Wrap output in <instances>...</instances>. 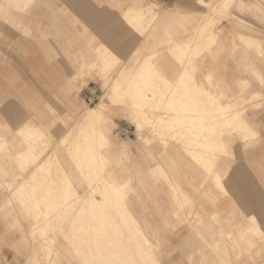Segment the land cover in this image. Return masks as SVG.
Wrapping results in <instances>:
<instances>
[{
  "label": "rangeland",
  "instance_id": "1",
  "mask_svg": "<svg viewBox=\"0 0 264 264\" xmlns=\"http://www.w3.org/2000/svg\"><path fill=\"white\" fill-rule=\"evenodd\" d=\"M155 1L152 15L147 0H0V264H83L80 257L93 259L118 239L146 248L137 264L182 263L186 243L216 239L236 260L264 264V0ZM31 63L39 69L27 70ZM12 65L16 79L5 70ZM82 66V78H74ZM194 82L229 121L223 145L207 147L205 157L192 109L178 120L186 122L179 134L169 126L180 92ZM91 84L113 119L97 120L111 143L93 135L89 148L71 105L73 98L79 108L95 106L79 99ZM158 93L170 95L158 102L165 107L152 101ZM139 105L137 131L130 116ZM122 127L130 135L118 134ZM22 177L28 191H10ZM98 177L112 181L114 189L101 186L113 193L99 190ZM194 252L190 264L200 258Z\"/></svg>",
  "mask_w": 264,
  "mask_h": 264
},
{
  "label": "bare ground",
  "instance_id": "2",
  "mask_svg": "<svg viewBox=\"0 0 264 264\" xmlns=\"http://www.w3.org/2000/svg\"><path fill=\"white\" fill-rule=\"evenodd\" d=\"M18 1V0H17ZM148 4H149V6L151 7V9L149 10V12H151L152 11V13H150V14H154V8H155V1L154 0H149V2H148ZM21 5V4H20ZM149 6H147V7H149ZM168 8V7H167ZM147 9V8H146ZM172 9V8H171ZM197 24V23H196ZM197 32V31H196ZM242 35V34H241ZM243 36V35H242ZM244 37V36H243ZM239 39V38H238ZM212 42V41H211ZM244 43V42H243ZM246 43V42H245ZM249 45H251V44H249ZM248 45V46H249ZM221 46V45H220ZM229 46V45H228ZM246 46V45H245ZM247 47V46H246ZM245 47V48H246ZM101 53L98 51V53H97V58H101V55H100ZM118 59V58H117ZM117 62V61H116ZM123 63V62H122ZM115 64V63H114ZM117 64V63H116ZM122 65V64H121ZM82 68V67H81ZM85 70L84 69H81V71H80V73H79V76H76V77H74V78H82V75H83V72H84ZM131 80V79H130ZM79 81V80H78ZM80 82V81H79ZM132 85H133V82H132ZM111 87H109V89H110ZM194 90H193V95H196L197 93H198V90H200V89H198V86L197 85H195L194 87ZM112 89V88H111ZM181 89V88H180ZM157 91H159V90H157ZM166 91V90H165ZM164 91V92H165ZM178 91H180V90H178ZM160 92V91H159ZM111 93V92H110ZM161 93V92H160ZM165 93H167V91L165 92ZM189 93V92H188ZM188 93H183V91L182 92H180V96H183L182 97V99L181 98H179V99H181L178 103H176V107L174 108V110H178L181 114H178V116H174V119H173V122H170V125L169 126H173L174 128H177V129H181L182 127V125H183V123L184 122H180V121H178L179 119H182L183 117V115L188 111V110H190V109H192V111H193V125H194V129L196 130L195 132H198V133H201V135H203V136H198L197 135V138L199 137H208L209 136V138H210V141H211V144H212V146L214 147V145H218L219 143H221L220 142V140L218 139V131H219V129L220 128H224L225 127V125L229 122L227 119H224V118H221V119H219V118H214L215 117V115L213 114V113H211V114H208V118H210L209 119V123H208V125H207V123L205 122V119L204 118H200V117H198V114H199V112L201 111V107H202V104L200 103V102H198V100H197V98L196 97H194L193 98V100L194 101H192V103L193 104H191L190 103V100H191V97H189L188 95ZM212 93V92H211ZM112 94V93H111ZM110 94V95H111ZM159 94V93H158ZM179 94V93H178ZM113 95V94H112ZM152 95H153V93H152ZM241 95V94H240ZM159 96L160 97H154L153 99H152V101L154 100V102L155 101H157V103H155V105L159 108V107H165L164 106V102L163 103H158V102H160V101H162V99L164 98H166V96L165 95H163V93L162 94H159ZM177 97V96H176ZM108 99V98H107ZM178 99V100H179ZM132 102V101H131ZM166 102V101H165ZM139 103V102H138ZM138 103H136L135 105H138ZM140 104V103H139ZM166 104V103H165ZM167 104H168V102H167ZM95 105V106H94ZM93 106L94 107H85L84 109H82L81 111H80V113L78 114V121L79 122H81V123H78V127L80 128L81 126H83V127H85V126H87V125H90L91 123H94L95 124V126H93L92 127V129H91V134H89V135H87L86 133H82V135H81V137H83L84 136V139H85V143H87L88 145H90L91 143V138H93V135L94 136H96V137H99V138H105V140H108L110 143H111V141H112V138H110V137H106V135L104 136V134L102 135L101 133H99V129H98V123H97V120H100V119H102V118H104V117H108V115H107V108H108V105H107V103H106V101H105V98H102V99H100L99 98V101L98 102H96L95 104H94ZM134 105V106H135ZM142 105H143V103H142ZM146 105V107H147V104H145ZM149 106V105H148ZM142 106H140L139 105V107L137 106V107H131V110H133V112H134V116H135V118H136V120L138 121V122H140V117H139V114L142 112H144L145 110V108L143 109V107L141 108ZM150 108H152L151 106H150ZM211 108H213V109H215V111H216V109H218V110H220L221 108H220V104H216V108H214V107H212L211 106ZM144 111H143V110ZM161 109V108H160ZM166 109V108H165ZM168 109V108H167ZM147 110H148V107H147ZM206 110V109H205ZM207 111V110H206ZM151 112V111H150ZM214 112V111H213ZM147 113V112H146ZM144 114V113H143ZM149 114V113H148ZM201 116H203V115H201ZM207 116V115H206ZM234 120H235V117H234ZM177 121L179 122V124L177 123ZM235 121H237V120H235ZM235 121H234V123H235ZM77 122V121H76ZM75 122V123H76ZM233 122V121H232ZM74 123V124H75ZM186 123V122H185ZM185 123H184V125H185ZM192 123V122H191ZM173 124V125H172ZM187 124H189V123H187ZM237 124V123H236ZM239 124V123H238ZM71 125V124H70ZM191 125V124H190ZM168 126V127H169ZM175 126H177V127H175ZM186 126V125H185ZM75 127H77V125L75 126ZM77 127V128H78ZM205 127H208V133L207 134H205L204 133V131H205ZM73 127H71V129H72ZM76 129V128H75ZM77 130V129H76ZM81 131L83 130V129H80ZM80 130L79 131H77V132H80ZM173 130V129H172ZM190 130H192V129H190ZM175 131V130H174ZM65 132V131H64ZM71 132H73V131H71ZM176 133H179V131H177ZM197 133V134H198ZM70 134V133H69ZM76 134V133H75ZM74 134V135H75ZM73 135V134H72ZM80 135V134H79ZM66 136H67V134H66ZM77 136V135H76ZM196 136V135H195ZM65 137V136H64ZM25 139V138H24ZM66 139V138H65ZM198 140H200V139H198ZM69 141V140H68ZM200 141H202V140H200ZM199 141V142H200ZM205 141V140H204ZM30 142V141H29ZM80 142V141H79ZM209 142V141H208ZM1 143V142H0ZM71 143H73V144H76V143H78V140L77 139H73V140H71ZM200 143H202V142H200ZM46 144V143H45ZM112 144H114V143H112ZM199 144V143H198ZM205 145L207 144V142L206 143H204ZM97 145V144H96ZM199 145H201V144H199ZM208 145H210V144H208ZM79 146V145H78ZM81 146V145H80ZM116 147H120L119 145H115ZM90 147H91V145H90ZM89 147V148H90ZM174 147V146H173ZM202 147V146H201ZM210 147V146H209ZM50 148V147H49ZM31 149V148H30ZM203 149V148H202ZM62 150H63V148H62ZM121 150L122 151H125V152H128L129 151V148H128V146L127 145H124L123 147H121ZM35 151V150H34ZM47 151V150H46ZM45 151V152H46ZM30 152V151H29ZM55 152V151H54ZM171 152V151H170ZM201 152V151H200ZM48 153V152H47ZM202 153V152H201ZM35 154V153H34ZM46 154V153H45ZM74 154V153H73ZM170 154H172V153H170ZM25 155V154H24ZM29 155V154H28ZM43 155H44V153H43ZM202 155H204V154H202ZM32 156V155H31ZM70 156H71V154H70ZM172 156V155H171ZM178 156H179V154H178ZM211 156V158L213 159V160H215V158H217L218 159V157H217V155L215 154V153H213L212 152V154L210 155ZM25 157H27L28 159H30V157L29 156H26L25 155ZM34 157V156H33ZM32 157V158H33ZM41 157V156H40ZM55 157V156H54ZM173 157V156H172ZM205 157V156H204ZM31 158V159H32ZM46 158V157H45ZM21 159H23V157L21 158ZM34 159V158H33ZM55 159H56V157H55ZM91 159V158H90ZM160 160V159H159ZM31 161V160H30ZM43 163V162H42ZM99 163H100V160H99ZM20 164H21V162H20ZM39 164H41L40 162H39ZM38 164V165H39ZM22 165V164H21ZM24 165V164H23ZM36 165V164H35ZM42 165V164H41ZM25 166V165H24ZM37 166V165H36ZM163 166H165V165H163ZM41 167H43V166H41ZM101 167H102V165H101ZM39 168H40V166H39ZM74 169V168H73ZM102 169V168H101ZM188 169V168H187ZM203 169V168H202ZM201 169V170H202ZM181 171H182V168L180 169ZM201 170H200V173H201ZM205 170V169H204ZM84 171V170H83ZM86 172H88L89 170L88 169H86L85 170ZM91 171V170H90ZM89 171V172H90ZM199 171V170H198ZM65 172V171H64ZM89 172L88 173H86L87 174V176H88V174H89ZM208 172V171H207ZM91 173H92V171L90 172V176H91ZM98 173H99V171H98ZM25 174H27V173H25ZM63 174H66V172L65 173H63ZM85 174V173H84ZM100 174V173H99ZM213 174H215L214 172H213ZM67 175V174H66ZM101 176V175H100ZM99 176V177H100ZM215 176V175H214ZM83 177V176H82ZM98 177V178H99ZM217 177V176H216ZM25 178L26 177H22V180H21V182H19L20 184H19V186H15V187H13V188H8L9 190H17L18 192H26V190L28 191V188L26 187V188H23L22 186H21V184H23L22 182H24V180H25ZM86 178V177H85ZM88 178H89V181H91L90 180V177L88 176ZM92 178V177H91ZM102 178L104 179V177L102 176ZM215 178V177H214ZM68 179V178H67ZM87 179V178H86ZM86 179H84V183L86 184V181L88 180H86ZM94 178H92V180H93ZM218 178H216V180H217ZM27 180V179H26ZM86 180V181H85ZM215 180V181H216ZM88 181V183H90L91 184V182L93 183V181H91V182H89ZM99 182V184L97 183V181H96V186L97 185H99V186H101V182L102 181H104V180H100V178H99V180H98ZM107 180H105L103 183L104 184H106V185H108L110 182H112V181H110L108 184H107V182H106ZM11 183H13V182H11ZM89 184V185H90ZM103 184V185H104ZM111 184V183H110ZM108 185V187H111L112 186V184L111 185ZM11 185V184H10ZM9 185V186H10ZM17 185V184H16ZM56 185V184H55ZM91 185H93V184H91ZM105 185V186H106ZM23 186L25 187V185L23 184ZM11 187V186H10ZM62 187V186H61ZM69 187H71V184H70V186ZM90 187V189L91 188H93L92 186H89ZM98 187V186H97ZM101 188H102V186H101ZM100 187H99V190L100 191H102L103 189L105 190V193L108 191V188L107 187H104V188H102L101 189ZM111 188H113V187H111ZM31 189H36V188H31ZM89 189V190H90ZM114 189V188H113ZM119 189V188H118ZM118 189H117V191H118ZM37 190V189H36ZM56 190V189H55ZM92 190V189H91ZM96 190V189H95ZM97 190H98V188H97ZM96 190V191H97ZM112 190V189H111ZM120 190V189H119ZM99 191V192H100ZM110 191V190H109ZM108 191V192H109ZM95 192V191H94ZM107 192V193H108ZM112 192V191H111ZM111 192L110 193H108V194H106V195H109V194H111ZM17 193V192H16ZM76 193H77V191H76ZM102 193V192H101ZM105 193H104V195H105ZM113 193V192H112ZM201 193V192H200ZM17 195V194H16ZM48 195V194H47ZM102 195V194H101ZM197 195H199V193L197 194ZM26 196V195H25ZM103 196V195H102ZM101 196V197H102ZM195 196H196V194H195ZM33 197V196H32ZM105 197V199H106V197L107 196H104ZM104 197H102V198H104ZM109 197V196H108ZM190 198V197H189ZM199 198V197H198ZM202 198V197H201ZM105 199H103L104 201H106ZM110 199V202L112 201V197L110 198H108V200ZM208 199V198H207ZM102 200V199H101ZM116 200V199H115ZM203 200H206V199H204L203 198ZM202 200V201H203ZM75 201V200H74ZM76 202V201H75ZM80 202V201H79ZM107 202V201H106ZM109 202V203H110ZM102 203H104V202H102ZM115 204L116 202H112L111 204ZM200 203H201V201H200ZM100 204V203H99ZM106 204H108V202L106 203ZM106 204H104V205H106ZM202 204V203H201ZM208 205H209V202H208ZM211 205V204H210ZM102 206H103V204H102ZM107 206V205H106ZM111 206H113V205H111ZM201 206V205H200ZM203 206H205L204 204H203ZM98 207V206H97ZM101 206H99V208H100ZM105 207V206H104ZM103 207V208H104ZM115 208L116 207H118L117 206V204H116V206H114ZM113 207V208H114ZM106 208V210L105 211H107V209L108 208H110L109 206L108 207H105ZM112 208V207H111ZM111 208H110V210H111ZM204 208V207H203ZM206 209V208H205ZM211 209V208H210ZM109 210V209H108ZM110 210L109 211H107V213L108 212H110ZM97 211H99V212H104V211H100V210H97ZM114 211H116V210H114ZM111 213V212H110ZM110 213H108L109 215H110ZM185 214V213H184ZM102 215V214H101ZM112 217V216H111ZM106 218V217H105ZM110 218V217H109ZM114 218V217H113ZM68 220V219H67ZM96 220H97V222H98V219L96 218ZM105 220V219H104ZM115 220V219H114ZM113 220V221H114ZM240 220V219H239ZM85 221V220H84ZM83 221V222H84ZM87 221V220H86ZM103 221V220H102ZM109 221V220H108ZM112 221V220H111ZM38 222V221H37ZM88 222V221H87ZM104 222V221H103ZM116 222V221H115ZM86 223V222H85ZM118 223V222H117ZM232 223V222H231ZM240 223H241V220H240ZM106 224H108V222L106 223ZM234 224V223H233ZM236 224V223H235ZM98 225H99V227H97V228H100V225H101V222H100V224L98 223ZM39 226H41L40 224H35L34 223V228H38ZM233 226V225H232ZM81 227H83V226H81ZM101 227H103L104 229H105V226H103V224H102V226ZM120 227V226H119ZM239 227V226H238ZM242 227V226H241ZM232 228V227H231ZM234 228V227H233ZM242 228H244V227H242ZM245 228H247V226L245 227ZM84 229V228H83ZM86 229V228H85ZM119 229V228H118ZM220 229V228H219ZM240 229V228H239ZM239 229H236V230H239ZM37 230H39V229H37ZM82 230V229H81ZM111 230V228H109V231ZM133 230V229H132ZM234 230V229H233ZM249 230V229H248ZM247 229H246V231H248ZM91 231V230H90ZM103 231V230H102ZM104 231H106V230H104ZM108 231V232H109ZM221 231V230H220ZM241 231H243L242 229H241ZM251 231V230H250ZM249 231V232H250ZM93 232V231H92ZM223 232V231H222ZM238 232V231H237ZM135 233V232H134ZM239 233H240V231H239ZM96 234H98V232L96 233ZM100 234H102V233H100ZM218 234H219V232H218ZM235 234V233H234ZM233 234V235H234ZM242 234V233H241ZM241 234H239V236L241 235ZM103 235V234H102ZM110 235H112V237L114 238V235H113V232L111 233V234H109V236ZM222 235V234H221ZM226 235V234H225ZM248 235V234H247ZM249 235H254V234H251V233H249ZM89 236H90V234H89ZM104 236V235H103ZM155 236V235H154ZM223 236V235H222ZM229 236V235H228ZM91 237V236H90ZM97 237H99V236H97ZM111 236H110V238L112 239V240H114L113 238H112ZM218 237H219V235H218ZM105 238H107V236L106 237H104V239ZM119 238V237H118ZM144 238V237H143ZM230 238V237H229ZM232 238V237H231ZM230 238V239H231ZM225 239V238H224ZM94 240V239H93ZM118 240H120V241H123V240H121V239H118ZM118 240H116V241H118ZM138 240V239H137ZM140 240V239H139ZM142 240V239H141ZM101 241H102V239H101ZM110 241V240H109ZM119 241V242H120ZM143 241H144V239H143ZM232 241V240H231ZM94 242H95V240H94ZM93 242V243H94ZM97 242H98V240H97ZM110 242H114V241H110ZM119 242H116V243H109V244H107L106 246H104L103 247V249H106V248H108L107 250H100L99 248H98V251L96 250V252H95V255L93 256V259H91V258H89V257H87V251H82V252H84V253H86V256H84V257H80L81 258V261H82V263L83 264H114V262H115V264H116V262H117V264H125L126 262H129V264H133L134 263V261H135V263L137 262V261H140L142 258H143V256H144V254H145V249L146 248H141L142 246H140L141 244H139V245H130L129 247L127 246V245H125V244H122V243H119ZM204 242V243H203ZM222 243H225V242H227V241H221ZM221 242H219V240H215L214 242H207V241H200V242H197V243H194L193 245H192V247H190V250H189V253H188V257H190V255H192L191 253H192V251H194V249L195 250H198L199 251V256L198 257H200V258H198V263L197 264H244V263H242V260H240V261H238V260H236V257L235 258H233V257H231L230 255V253H231V250H230V247L229 246H227V244L228 243H225V244H222ZM96 243V242H95ZM101 243V242H100ZM103 243H105V241L103 242ZM107 243V242H106ZM142 243V242H141ZM201 243H203V247H201V246H199ZM234 243V242H233ZM232 243V244H233ZM138 244V243H137ZM142 244H144V245H146L145 243H142ZM154 244V243H153ZM264 244V243H263ZM84 245H86V244H84ZM92 245V244H91ZM94 245V244H93ZM101 245V244H100ZM103 245V244H102ZM147 245H149V244H147ZM146 245V246H147ZM134 246V247H133ZM231 246V245H230ZM260 246V245H259ZM263 246V245H262ZM95 247H97V246H95ZM99 247H102V246H99ZM127 247L128 248H130V249H127ZM148 247V246H147ZM196 247V248H195ZM87 249L89 248L88 246L86 247ZM90 248H92V247H90ZM86 249V250H87ZM94 249V248H93ZM154 249V248H153ZM236 250V249H235ZM94 251H95V249H94ZM92 253H93V251H91ZM238 253V250L237 251H235V255ZM241 252V251H240ZM84 253H81V256H83V255H85ZM247 253V252H246ZM241 254V253H240ZM90 255V254H89ZM88 255V256H89ZM239 255V254H238ZM248 255V254H247ZM239 258H240V256H239ZM238 258V259H239ZM131 262H130V261ZM219 261V263H218V261ZM146 261V260H145ZM142 262V261H141ZM238 262H240V263H238ZM134 263V264H135ZM156 263H157V261H156ZM137 264V263H136ZM158 264V263H157Z\"/></svg>",
  "mask_w": 264,
  "mask_h": 264
},
{
  "label": "crops",
  "instance_id": "3",
  "mask_svg": "<svg viewBox=\"0 0 264 264\" xmlns=\"http://www.w3.org/2000/svg\"><path fill=\"white\" fill-rule=\"evenodd\" d=\"M152 1V0H151ZM155 1V0H154ZM200 2H203V3H206L207 1H203V0H199ZM147 2H149V0H147ZM171 10H174L173 8L171 9ZM139 11H142L141 9H138L137 10V13L139 12ZM159 11V7H158V3L155 1V8H154V13H157ZM142 12H144V11H142ZM91 20L92 21H95V22H97V21H102V17L103 16H98V15H91ZM112 19V18H111ZM155 34H157V33H155ZM30 48V47H29ZM106 48V47H105ZM99 50V49H98ZM109 52V50L106 48V54ZM97 53H98V51L96 52V57H97ZM116 57V56H115ZM36 58H38V57H36ZM33 60H35V57H33L32 58ZM98 60H100L99 58H98ZM106 62H107V58H106V60H105ZM43 62H44V64H43V67L45 68V70H50L48 67H49V64H46V62L44 61V59H43ZM100 65H102L103 67H104V65H103V63H102V61L100 60ZM98 64V63H97ZM148 64H150V62H146L145 63V65H148ZM33 65V66H32ZM93 65H95L94 64V62H90V63H87V64H85V66H93ZM24 66V65H23ZM34 66H36V69H39V66L38 65H34V63L32 64H29V66H28V64H26V69L27 70H29V71H33L34 69H35V67ZM15 69H17L16 67H14L13 65L11 66V67H6L5 68V70H8L9 72H11V75H13V77L16 79L17 78V74H15L14 72H16V70ZM81 69H85V67L84 66H82V68L80 67L79 68V71H78V73L77 74H75L74 75V77H76V76H79V73H80V71H81ZM11 75H9V77L10 78H12L11 77ZM195 85H197L198 86V89H200V90H198V93L196 94V95H193V91H192V89H193V87L195 86ZM188 90H190L189 92L191 93V98H194V97H196L197 98V100H198V102H200L201 104H202V109H201V111L199 112V114H198V117H200V118H204V119H206V118H208L209 116H208V114H211V113H213L214 115H215V117L214 118H219V119H221V118H224V119H227V118H225V115H223V113H221V112H219V111H215V109H213V108H211V106L212 107H214V108H216V104H213V103H209V104H206L205 102H204V100H203V97H204V95L206 94L201 88H200V86H199V84H197V83H193V86H192V88L191 89H188ZM213 93V92H212ZM211 92H210V96H213L214 94H212ZM168 96H170L169 94H167ZM168 96L166 97L167 99H168ZM106 101V100H105ZM191 101V100H190ZM179 102V101H178ZM107 103V102H106ZM107 105H108V103H107ZM72 108H73V110H74V112H75V116H76V119H78V114L80 113V111L82 110V108H79L75 103H74V100H73V98H72ZM109 106V105H108ZM207 111H206V110ZM214 111V112H213ZM107 115H108V117L109 118H112L111 116H109V114H108V108H107ZM178 114H179V112L178 113H174L173 115H170V119H173L174 118V116L176 117V116H178ZM201 115H203V116H201ZM207 115V116H206ZM184 116V117H183ZM182 117L183 118H186L187 117V112L183 115ZM194 116V115H193ZM135 116H134V114H132V116H130V122L135 126V128L137 129V131H139V127L137 126V123H135V122H133L132 121V119L134 118ZM158 118H159V116H158ZM161 118V117H160ZM113 119V118H112ZM149 119H151V118H149ZM114 121V120H113ZM115 122V121H114ZM93 126H95V124L94 123H91L89 126L87 125V126H85V130H84V132H82L81 130H80V135L79 136H81L82 135V133H86L87 135H89V134H91V129H92V127ZM168 127V126H167ZM169 128V127H168ZM225 128H222V132H223V130H224ZM175 130V131H174ZM206 130H208V127H205V131ZM177 131H179V132H181V129H177V128H173V134H179V133H176ZM221 132V128L219 129V132L217 133L218 134V139L220 140V142L221 143H219L218 145H214V147H216L217 146V148L218 147H220L221 145H223V143H224V138L222 137V133ZM139 135V134H138ZM108 136V135H107ZM141 136V135H140ZM96 137V136H95ZM138 138L140 139H142L143 137L141 136V137H139L138 136ZM198 139H200V140H202V141H200V140H198ZM205 140V141H204ZM202 142V143H200V142ZM209 141V142H208ZM207 142V144L205 145L204 143H206ZM91 143V145L93 144V142L91 141L90 142ZM196 143H199V144H201V146L202 147H200V149H201V154H204V155H202L203 157L204 156H206V154H207V147H209L210 146V148L211 149H214V147L212 146V144H211V141H210V138H209V136L208 137H198V138H196ZM208 144H210V145H208ZM127 146H128V148H129V150H130V145L128 144V142H127ZM90 148H92V146L90 147ZM203 148V149H202ZM198 150V149H197ZM204 152V153H203ZM213 153H215V152H213ZM212 154V153H211ZM216 155H217V153H215ZM49 170V169H48ZM22 180V179H21ZM21 180H20V182H21ZM46 180V179H45ZM44 180V181H45ZM10 191H12V190H10ZM198 242H200V241H198ZM208 242V241H207ZM209 242H212V241H209ZM194 243H197V242H190V244L189 243H186L185 244V246H188V248H190V247H192V245L194 244ZM183 246H184V244H183ZM191 254H193V255H190L191 256V260L189 261V257H188V253H187V255H186V258H182V261H184V262H182L181 263V261H179V260H177L176 261V264H190V262L192 263V262H195V256H194V254H195V252L194 251H192V253ZM192 257L194 258V260L192 259ZM197 260H198V258H197ZM196 260V262H198Z\"/></svg>",
  "mask_w": 264,
  "mask_h": 264
},
{
  "label": "built area",
  "instance_id": "4",
  "mask_svg": "<svg viewBox=\"0 0 264 264\" xmlns=\"http://www.w3.org/2000/svg\"><path fill=\"white\" fill-rule=\"evenodd\" d=\"M169 1V0H163ZM79 99L87 105L95 104L99 99L98 88L95 84H91L86 89L81 90L79 93ZM117 133L120 135H130V132L126 127L118 128Z\"/></svg>",
  "mask_w": 264,
  "mask_h": 264
}]
</instances>
